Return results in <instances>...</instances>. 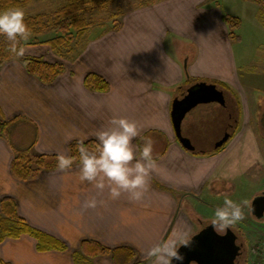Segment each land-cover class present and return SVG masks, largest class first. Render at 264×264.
Segmentation results:
<instances>
[{
    "label": "crops",
    "instance_id": "1",
    "mask_svg": "<svg viewBox=\"0 0 264 264\" xmlns=\"http://www.w3.org/2000/svg\"><path fill=\"white\" fill-rule=\"evenodd\" d=\"M242 1L245 10L230 11L240 18L236 46L222 18L230 13L220 2L160 0L127 13L120 29L91 37L74 60L25 45L26 54L64 64L65 71L52 83L28 73L17 59L0 68V107L6 118L22 115L37 126V152L69 155L72 141L96 140L95 131L120 116L135 120L141 135L152 138L153 156L163 152L141 200L128 192L112 199L107 186L98 190L78 180L79 163L42 170L27 180L15 177L13 148L0 136V211L2 199L11 197L28 224L66 244L63 250L42 251L30 234L6 237L0 242L2 259L75 264L74 253L90 239L108 247L129 246L136 252L133 264H141L151 258L147 252L155 244L178 243L193 234L195 217L187 206L194 208L208 183L218 173L225 175L220 169L229 152L250 131L258 132L257 119L264 111V23L259 5ZM89 72L104 77L109 90L88 89L84 77ZM189 77L228 86L225 105L201 103L183 119L184 135L191 141L214 133L211 147L202 150L186 149L172 121V102L186 91L181 86ZM225 132L232 135L214 151ZM91 196L97 199L95 208L85 207ZM92 264L113 262L109 255H99Z\"/></svg>",
    "mask_w": 264,
    "mask_h": 264
},
{
    "label": "trees",
    "instance_id": "2",
    "mask_svg": "<svg viewBox=\"0 0 264 264\" xmlns=\"http://www.w3.org/2000/svg\"><path fill=\"white\" fill-rule=\"evenodd\" d=\"M31 1L0 0V9L24 7ZM208 1L219 5V0ZM253 1L259 5L260 16L264 23V0ZM121 2L122 0H64L52 11L27 12L25 20L30 27L31 34L22 44L23 46L47 44L59 56L74 60L84 47L74 55L66 53L65 50L70 53L72 51V43L82 37L90 26L97 23L93 18L95 14L105 12L108 15V20L114 23L105 32L118 30L123 25L124 15L135 9L155 3L152 0H140L139 5L129 7L128 4L125 6ZM222 18L228 28L230 38L234 40L238 39L240 18L227 13L223 14ZM11 59L19 60L28 73L36 76L43 83H52L65 71L63 63L50 62L41 55L24 53L22 57H16L10 53L7 41L0 36V68ZM199 81V79L189 77L181 87L186 85L188 88ZM207 82L216 84L222 90L228 88L223 82ZM84 85L93 91H108L110 88L109 82L95 72H89L85 75ZM37 132V126L31 120L22 115L8 119L0 107V136L6 138L13 148L14 158L11 170L13 175L19 179H31L36 177L42 170L57 168V154L50 155L35 150L34 145ZM84 142L89 150H94L96 140L89 139ZM138 143H141L139 139ZM222 146L217 147L214 151L220 150ZM69 149V155L76 157L72 165L78 164L79 152L77 150V140L70 143ZM162 154L163 152L153 157L154 159H158ZM24 233L30 234L37 239L39 250L44 251L52 248L66 249V244L62 241L28 224L18 214L14 199L8 196L4 197L1 201L0 211V242L6 237H19ZM99 255H109L112 258L113 264H130L135 258L136 252L129 246L108 247L98 241L86 239L81 242L80 249L74 253V263L92 264L93 258ZM0 264L10 263L0 256Z\"/></svg>",
    "mask_w": 264,
    "mask_h": 264
},
{
    "label": "clouds",
    "instance_id": "3",
    "mask_svg": "<svg viewBox=\"0 0 264 264\" xmlns=\"http://www.w3.org/2000/svg\"><path fill=\"white\" fill-rule=\"evenodd\" d=\"M25 15L22 7L0 9V36L7 41L10 53L16 57L24 55L22 42L31 34ZM94 135L96 143L91 151L84 142L87 137L77 139L80 165L78 180L87 181L98 190L107 186L112 199L118 198L121 192H128L131 199L141 200L148 187L150 172L156 167L152 138L141 135L137 122L124 116L111 118L109 126L98 128ZM72 138L70 133L68 139ZM137 138L142 143H136ZM56 158V166L60 170L70 168L76 159L63 152H58ZM242 204L246 205L247 201L239 203L224 197L222 205L215 208L209 221L218 233L223 234L227 228H232L243 219ZM96 205L95 196L85 201V207L95 208ZM191 237L182 236L178 243L176 240L157 243L149 248L147 255L154 258L153 264H172L173 258L183 261L184 257L178 248L181 244L187 245Z\"/></svg>",
    "mask_w": 264,
    "mask_h": 264
},
{
    "label": "rangeland",
    "instance_id": "4",
    "mask_svg": "<svg viewBox=\"0 0 264 264\" xmlns=\"http://www.w3.org/2000/svg\"><path fill=\"white\" fill-rule=\"evenodd\" d=\"M62 1L64 0H32L22 8L25 13L48 12L56 9ZM152 1L156 2L158 0ZM219 2L223 4V9L229 13L230 11H238L239 8L245 10L243 6L247 5L242 0H219ZM122 3L125 6L128 4L129 7H134L140 4V0H122ZM93 18L97 23L90 26L82 37L74 41L72 51L69 53L65 50L66 53L76 54L91 37L104 33L106 29L114 25L112 21L108 20V15L105 12L95 14ZM234 44L237 45L236 40H234ZM35 46L45 50L50 55L59 56L47 44H35ZM261 103V105L264 104L263 101ZM257 120L260 123L258 132L250 131L244 142L238 147L236 146L226 157L220 169L225 175L222 176L218 173L208 183L200 200L196 201L194 208L190 205L187 206L188 211L195 217L194 234L210 223L215 208L222 205L224 197H230L239 203L247 201L246 205L242 204L243 219L235 223L232 228L230 227L238 235L237 243L239 244L242 241L246 247L240 264H246L245 259L250 256L252 246H255L258 242L262 243V240H264V216L258 218L251 212L253 199L264 192V111ZM182 132L188 134L184 127H182ZM207 139L200 140V142L193 140L192 143L198 150H202L211 147L214 133H208ZM134 259L130 264H133ZM152 260L151 257L147 261L141 262V264H151ZM134 264L139 263L135 262Z\"/></svg>",
    "mask_w": 264,
    "mask_h": 264
},
{
    "label": "water",
    "instance_id": "5",
    "mask_svg": "<svg viewBox=\"0 0 264 264\" xmlns=\"http://www.w3.org/2000/svg\"><path fill=\"white\" fill-rule=\"evenodd\" d=\"M217 102L226 104L224 90L216 84L199 81L189 86L181 97L172 102V121L179 142L188 150H194L191 139L182 132V123L186 114L201 103ZM230 137L229 132L216 142V147L224 144ZM251 212L258 218L264 216V196L256 197L251 204ZM237 234L229 227L223 234L218 233L211 223L194 233L187 245L181 244L178 251L183 261L172 260V264H235L241 254L237 243Z\"/></svg>",
    "mask_w": 264,
    "mask_h": 264
},
{
    "label": "built area",
    "instance_id": "6",
    "mask_svg": "<svg viewBox=\"0 0 264 264\" xmlns=\"http://www.w3.org/2000/svg\"><path fill=\"white\" fill-rule=\"evenodd\" d=\"M250 256L247 259V264H264V240L252 246Z\"/></svg>",
    "mask_w": 264,
    "mask_h": 264
},
{
    "label": "flooded vegetation",
    "instance_id": "7",
    "mask_svg": "<svg viewBox=\"0 0 264 264\" xmlns=\"http://www.w3.org/2000/svg\"><path fill=\"white\" fill-rule=\"evenodd\" d=\"M258 196H264V192L261 193L260 195H257V197H258ZM255 198H256V197H255ZM255 198H254V199H255ZM254 199H253V200H254ZM252 202H253V201H252ZM236 241H238V235H237V240H236ZM239 245L241 246L242 251H241V254L237 256L236 261H235V264H240V263H241V257H242V255H243L244 249L246 248L245 245H244V242H242V241L239 242ZM246 260H247V258L245 259V262H246Z\"/></svg>",
    "mask_w": 264,
    "mask_h": 264
}]
</instances>
